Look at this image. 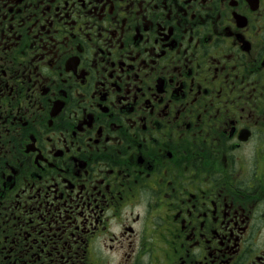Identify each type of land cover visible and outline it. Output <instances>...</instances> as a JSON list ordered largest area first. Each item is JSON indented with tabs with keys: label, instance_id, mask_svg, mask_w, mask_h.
<instances>
[{
	"label": "flooded vegetation",
	"instance_id": "af4514ba",
	"mask_svg": "<svg viewBox=\"0 0 264 264\" xmlns=\"http://www.w3.org/2000/svg\"><path fill=\"white\" fill-rule=\"evenodd\" d=\"M0 264H264V0H0Z\"/></svg>",
	"mask_w": 264,
	"mask_h": 264
}]
</instances>
